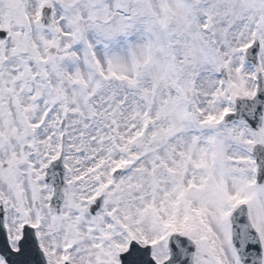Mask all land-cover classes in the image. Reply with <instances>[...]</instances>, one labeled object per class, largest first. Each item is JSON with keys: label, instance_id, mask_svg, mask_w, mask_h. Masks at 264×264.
Instances as JSON below:
<instances>
[{"label": "rangeland", "instance_id": "obj_1", "mask_svg": "<svg viewBox=\"0 0 264 264\" xmlns=\"http://www.w3.org/2000/svg\"><path fill=\"white\" fill-rule=\"evenodd\" d=\"M82 1L9 0L12 13L0 8V30L8 31L0 42V205L12 247L28 224L52 258L71 248L75 264H113L135 242L150 245L161 264L176 231L196 244L195 264H238L227 224L244 203L264 264V187L253 182L250 150L264 144V123L252 133L220 120L236 97L255 94V71L243 60L254 38L264 77V0ZM46 3L54 8L47 30L38 24ZM54 92L67 120L68 189L57 217L41 181L59 153L64 111L51 109ZM23 124L39 125L32 144H44L28 157ZM128 162L126 176L113 180V168ZM102 194L103 211L89 217L80 201Z\"/></svg>", "mask_w": 264, "mask_h": 264}, {"label": "water", "instance_id": "obj_2", "mask_svg": "<svg viewBox=\"0 0 264 264\" xmlns=\"http://www.w3.org/2000/svg\"><path fill=\"white\" fill-rule=\"evenodd\" d=\"M49 11H43V20L45 26L49 23ZM5 33H0V39L5 37ZM258 45L253 44L246 53V60L257 68ZM224 78V70H221ZM257 80V95L253 100H237L235 103V113L228 115L225 119L227 124L235 121H243L249 129L257 131L261 128L262 112L264 110V91L261 76ZM264 148L255 146L252 150L257 165L256 180L259 185L264 183ZM62 154L59 160L53 162L47 171L46 182L53 185L54 194L50 203V209L54 212L58 211L62 202V190L64 189V168L62 166ZM100 200L97 202L99 206ZM232 232V245L236 256L242 264H261V246L255 231L249 224L247 211L244 206L239 207L229 220ZM1 225V221H0ZM169 250L170 259L164 264H192V255L194 248L186 239L177 236L170 237ZM0 254L5 258L8 264H45L42 255L38 251L34 240L32 230L25 228L23 238L19 243V252L12 253L8 247L4 229L0 226ZM122 264H155L150 260L149 250L141 249L134 243L131 244V250L121 258Z\"/></svg>", "mask_w": 264, "mask_h": 264}, {"label": "flooded vegetation", "instance_id": "obj_3", "mask_svg": "<svg viewBox=\"0 0 264 264\" xmlns=\"http://www.w3.org/2000/svg\"><path fill=\"white\" fill-rule=\"evenodd\" d=\"M0 4H1L2 7H5V3L2 2L1 0H0ZM119 254H120V252H119V253L117 252V255H119ZM105 259H106V258H105ZM114 260H115V258L111 257L110 262H111V261H114ZM0 264H2L1 261H0Z\"/></svg>", "mask_w": 264, "mask_h": 264}]
</instances>
